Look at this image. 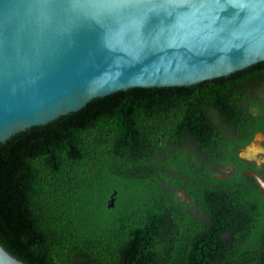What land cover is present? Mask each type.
<instances>
[{"label":"trees","instance_id":"obj_1","mask_svg":"<svg viewBox=\"0 0 264 264\" xmlns=\"http://www.w3.org/2000/svg\"><path fill=\"white\" fill-rule=\"evenodd\" d=\"M256 132L264 60L95 97L0 142V243L27 264H264V194L236 154Z\"/></svg>","mask_w":264,"mask_h":264},{"label":"water","instance_id":"obj_2","mask_svg":"<svg viewBox=\"0 0 264 264\" xmlns=\"http://www.w3.org/2000/svg\"><path fill=\"white\" fill-rule=\"evenodd\" d=\"M263 60L264 0H0V142L95 97ZM0 264L27 263L0 243Z\"/></svg>","mask_w":264,"mask_h":264},{"label":"flooded vegetation","instance_id":"obj_3","mask_svg":"<svg viewBox=\"0 0 264 264\" xmlns=\"http://www.w3.org/2000/svg\"><path fill=\"white\" fill-rule=\"evenodd\" d=\"M258 134L261 135L262 137L261 142L259 143V147L261 148L262 151H264V134L262 132H256L254 133V135L252 136L251 140L248 143L238 148L236 154L241 160L247 163V166L242 169L241 173L244 174L246 178H250L253 181L254 185L257 187L260 194H264V185L260 184L259 181L256 180L253 174L251 173V171H254L255 174L259 177V180L264 182V157L263 159H261V161H257V159L255 158L256 157L255 155L259 156L258 153H260L261 150L255 149L252 157L247 158L241 155L245 147L251 144L255 136ZM230 135L232 136V133H230ZM212 171L215 172V175L217 177H223V176L235 174L237 172V167L232 162H223V163L220 162L217 163V165L212 169ZM177 194L178 196L183 197L186 200V202L189 203V199L184 194L182 189H179L177 191Z\"/></svg>","mask_w":264,"mask_h":264},{"label":"rangeland","instance_id":"obj_4","mask_svg":"<svg viewBox=\"0 0 264 264\" xmlns=\"http://www.w3.org/2000/svg\"><path fill=\"white\" fill-rule=\"evenodd\" d=\"M261 139H262L261 135H259V134L256 135L255 138L253 139L252 143L245 147V149L242 151L241 155L248 158V157L253 156V152L255 149L261 150V148L259 147V143L261 142ZM258 154H259V156L255 155L256 156L255 158L257 159V161H261V159H263V157H264V155H263L264 151L261 150L260 153H258Z\"/></svg>","mask_w":264,"mask_h":264}]
</instances>
